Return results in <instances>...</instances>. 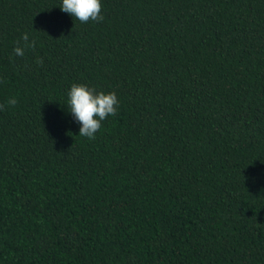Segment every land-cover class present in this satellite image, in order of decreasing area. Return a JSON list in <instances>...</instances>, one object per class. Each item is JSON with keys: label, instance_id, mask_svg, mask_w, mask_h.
<instances>
[{"label": "trees", "instance_id": "1", "mask_svg": "<svg viewBox=\"0 0 264 264\" xmlns=\"http://www.w3.org/2000/svg\"><path fill=\"white\" fill-rule=\"evenodd\" d=\"M61 4L0 0V264H264V0Z\"/></svg>", "mask_w": 264, "mask_h": 264}, {"label": "clouds", "instance_id": "2", "mask_svg": "<svg viewBox=\"0 0 264 264\" xmlns=\"http://www.w3.org/2000/svg\"><path fill=\"white\" fill-rule=\"evenodd\" d=\"M63 12L75 17L81 23L89 21L102 22L104 16L101 15V0H62L60 6ZM22 41V43H21ZM36 43L30 41L27 33L17 40L14 47V54L19 57L25 56L26 49L35 50ZM38 65L43 64V58L38 57ZM18 100L9 98L7 104L15 106ZM120 101L114 91H98L95 87H89L84 83H73L67 93V105L75 121L80 125L79 135L90 140L95 139L96 133L102 127V121L109 116L117 115ZM5 105L0 104V110H4Z\"/></svg>", "mask_w": 264, "mask_h": 264}]
</instances>
